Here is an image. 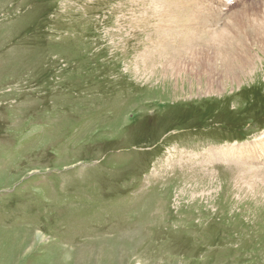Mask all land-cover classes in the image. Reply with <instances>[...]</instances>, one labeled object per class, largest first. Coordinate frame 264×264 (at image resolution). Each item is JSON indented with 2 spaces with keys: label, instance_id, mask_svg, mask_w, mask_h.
Wrapping results in <instances>:
<instances>
[{
  "label": "rangeland",
  "instance_id": "rangeland-1",
  "mask_svg": "<svg viewBox=\"0 0 264 264\" xmlns=\"http://www.w3.org/2000/svg\"><path fill=\"white\" fill-rule=\"evenodd\" d=\"M232 1L185 43L156 0H0V264H264V152L219 154L263 140L264 0Z\"/></svg>",
  "mask_w": 264,
  "mask_h": 264
},
{
  "label": "bare ground",
  "instance_id": "bare-ground-1",
  "mask_svg": "<svg viewBox=\"0 0 264 264\" xmlns=\"http://www.w3.org/2000/svg\"><path fill=\"white\" fill-rule=\"evenodd\" d=\"M156 1L158 3V4H156L157 5V8H158V11H160V10L162 11L159 19H160L161 23H163L162 25H158V28L162 29L163 26L165 28H167V29H165L167 31L165 34L169 37V34H171V32H172L171 29H174V31H176L180 27H184V32L182 33V35H180V37H178V35H176L175 38H179V40H182L185 43H188V41L189 42L192 41V39H194L195 37H200V32L198 30H196L197 28H196L195 25L200 24V22H202V21H207L208 23H210L212 20L209 21V19H213V18H210L209 15H213V14L217 15L216 13L220 14L221 11H223L221 7H226V4H228L226 1H230V0H156ZM148 2H149V0H148ZM231 2H233V1L231 0ZM240 2H242V1H240ZM229 4H230V2H229ZM256 7H258V6H256ZM250 8H251V5H250ZM261 8L264 9L262 7V5H261ZM262 12H261V14H262ZM211 13H213V14H211ZM215 15H213V16H215ZM225 15H227V14H225ZM213 16H211V17H213ZM228 17H230V15ZM236 17L237 16H234V19L235 20L237 19ZM146 18H147V16H146ZM244 18H247V17L244 16V15H242V17L240 16L241 21L242 20L244 21L245 20ZM257 18L258 19H256V20H258V21H256V23L255 22H252L250 25H261L259 27V29L260 28L261 29L254 36V37H256V38H254V43H257L258 44L257 47H256V49L259 50L257 52L259 53V56H260V54L264 55V15L261 16L259 14V17H257ZM217 19H218L217 21H219V18H217ZM235 20H233V22L231 21L233 23V25H237ZM148 21H149V23L151 22L150 20H148ZM213 21H215V17H214ZM238 21H239V19H238ZM175 23L178 24V25H175L176 28H173L174 27L173 24H175ZM220 23H222V22H220ZM230 23H228L229 26H230ZM243 23H245V22H243ZM164 27H163V31H164ZM145 31H146V27H145ZM191 32H192V34L194 36H192V35L189 34ZM234 34L236 36L237 33L234 31ZM223 35H224V32L222 31V32H220L219 36L217 38H215V39L220 40V38H222ZM167 36H166V38L168 39ZM186 37H189V38H186ZM169 38H172V36L169 37ZM232 40L233 39H228V43H232ZM164 41L162 40L161 42H164ZM226 41H225V44L227 43ZM233 41L235 43V41H237V40H233ZM222 42H224V41H222ZM168 43H169V41H168ZM165 45H167V44L165 43ZM246 45H244L243 47L240 46V47H242V49L236 50V52L238 53V54L236 53L237 61H236L235 64L233 62V65H230V69H229L230 72L232 74L233 73H236V76L246 75V73H249V71L250 72L253 71V68L256 67L254 65H255V60H256V56L257 55H254L252 53V50L253 49L250 50L249 47H247ZM233 46H234V44H233ZM226 47H229V46L226 45ZM168 49H169V45H168ZM169 54H171V53H169ZM262 139H260L262 141L258 142L257 144L253 142L252 144H244L243 146L241 145L240 147H241L242 151H240V152H236V150L237 149H240V147L239 148H236V147H232L231 148L230 147L228 150L226 149V151H220L219 154H221L222 156H228V157H231L232 156L233 158H236L238 161L239 160L240 161L241 160L243 161L242 158H244V156H246L247 154H252L253 155V153H255V152H257L256 154H258V153L260 154L261 152H264V135H263ZM250 150H252V151H250ZM230 152H233V153L231 154ZM227 153H230V156ZM228 157H226V159H231V158H228ZM249 157H247V158H249ZM253 157H254V155H253ZM256 157H257V155H256Z\"/></svg>",
  "mask_w": 264,
  "mask_h": 264
}]
</instances>
